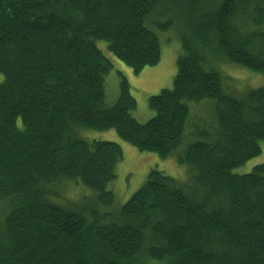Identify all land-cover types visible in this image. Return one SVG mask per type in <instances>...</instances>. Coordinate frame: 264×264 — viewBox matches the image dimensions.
<instances>
[{
	"label": "trees",
	"instance_id": "16d2710c",
	"mask_svg": "<svg viewBox=\"0 0 264 264\" xmlns=\"http://www.w3.org/2000/svg\"><path fill=\"white\" fill-rule=\"evenodd\" d=\"M172 30L173 86L141 122L127 70L159 65ZM220 62L264 74V0H0V264H264V163L237 174L262 153L264 86L230 93ZM82 129L185 146L188 181L152 169L119 203L124 151Z\"/></svg>",
	"mask_w": 264,
	"mask_h": 264
},
{
	"label": "rangeland",
	"instance_id": "374dc122",
	"mask_svg": "<svg viewBox=\"0 0 264 264\" xmlns=\"http://www.w3.org/2000/svg\"><path fill=\"white\" fill-rule=\"evenodd\" d=\"M162 60L159 65L148 67L138 76H134L130 70V78L133 95L138 102L137 119L141 122H147L151 119L152 112L148 105L149 97L159 94L164 89H171L177 73V60L181 52V42L176 30L161 34ZM125 67L123 64H119ZM217 67L224 76L226 90L234 95H240L247 89H256L264 86V74L255 73L240 66L220 62ZM118 76V75H117ZM112 75L108 78V88L117 89L119 77ZM116 84V85H115ZM204 118H210L209 115H202ZM82 137L92 140H101L119 144L124 151V162L119 167L118 178L112 185L111 190L117 196L119 203L126 202L136 193L146 182L148 174L152 169L163 171L166 175L178 180L185 179L189 169L178 163V156L183 153L185 146L169 159H161L157 154L142 153L131 145L120 139L115 130L105 132L91 131L82 129L78 132ZM264 163V144H262V153L259 157L251 160L245 166L237 170V174L244 175L250 173L254 167ZM187 174V175H186ZM63 198L68 201L78 202L84 194V190L75 188L72 183H67L59 189ZM68 203V202H61Z\"/></svg>",
	"mask_w": 264,
	"mask_h": 264
}]
</instances>
